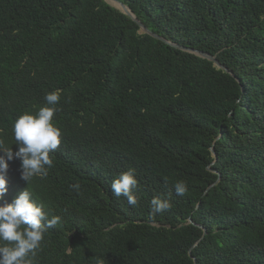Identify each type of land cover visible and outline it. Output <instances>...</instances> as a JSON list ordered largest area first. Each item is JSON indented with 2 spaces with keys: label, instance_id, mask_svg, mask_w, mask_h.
Returning a JSON list of instances; mask_svg holds the SVG:
<instances>
[{
  "label": "trees",
  "instance_id": "trees-1",
  "mask_svg": "<svg viewBox=\"0 0 264 264\" xmlns=\"http://www.w3.org/2000/svg\"><path fill=\"white\" fill-rule=\"evenodd\" d=\"M118 1L171 44L106 0H0V140L15 153L18 116L61 92V145L29 185L61 217L37 264H264V0ZM129 168L136 206L111 190ZM156 196L171 208L150 216Z\"/></svg>",
  "mask_w": 264,
  "mask_h": 264
},
{
  "label": "clouds",
  "instance_id": "clouds-1",
  "mask_svg": "<svg viewBox=\"0 0 264 264\" xmlns=\"http://www.w3.org/2000/svg\"><path fill=\"white\" fill-rule=\"evenodd\" d=\"M60 98L59 89L48 92L44 97L45 104L38 111L18 116L13 125L18 147L15 153L12 146L8 147L0 140V264H37L36 257L45 234L61 222V217L50 215L29 189L34 177H47L48 169L53 167L54 153L61 145L62 131L54 122V116L60 110L57 107ZM14 158L21 161V178L27 182V187L8 202L7 172L9 161ZM72 188L79 192L80 185L74 184ZM137 188L134 168L120 172L111 182L113 194L117 198H126L130 206L138 203ZM174 188L180 196L188 191L183 180L177 181ZM170 208L168 199L156 196L150 201L149 214L155 216ZM95 264H104V261L96 258Z\"/></svg>",
  "mask_w": 264,
  "mask_h": 264
},
{
  "label": "water",
  "instance_id": "water-1",
  "mask_svg": "<svg viewBox=\"0 0 264 264\" xmlns=\"http://www.w3.org/2000/svg\"><path fill=\"white\" fill-rule=\"evenodd\" d=\"M111 1L120 4L121 7H115V8L119 9V10L122 11L124 14L130 16L132 19H134L135 21H137L138 24L140 25L142 31H143L144 33H146V34H150V35L154 36V37L157 38V39H160V40H163V41H165V42H168L167 40L163 39V38L160 37L159 35L153 33V32H152L151 30H149V29H148L143 23H141V22L137 19L136 15L131 11V9H130L126 4H124V3H122L121 1H118V0H111ZM168 43H170V42H168ZM170 44H171V43H170ZM172 45H173V44H172ZM174 46H176V47H178V48H181V47H179V46H177V45H174ZM184 50H188V51H190V52H192V53H196V54H198L199 56H201V57H203V58H205V59H208V60L214 62V63L216 64V66H218L220 69L226 70L227 72L233 74V73L230 72L226 67H224V66H223V65H222V64L216 59V57H214V56H212V55H210V54H208V53H204V52H201V51H198V50H192V49H184Z\"/></svg>",
  "mask_w": 264,
  "mask_h": 264
},
{
  "label": "rangeland",
  "instance_id": "rangeland-1",
  "mask_svg": "<svg viewBox=\"0 0 264 264\" xmlns=\"http://www.w3.org/2000/svg\"><path fill=\"white\" fill-rule=\"evenodd\" d=\"M108 3H110L112 6L116 7L115 2L111 1V0H106Z\"/></svg>",
  "mask_w": 264,
  "mask_h": 264
}]
</instances>
